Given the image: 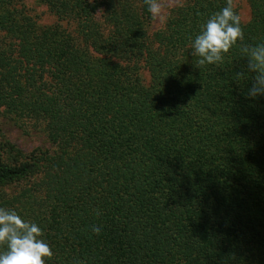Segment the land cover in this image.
Returning <instances> with one entry per match:
<instances>
[{
    "label": "trees",
    "instance_id": "trees-1",
    "mask_svg": "<svg viewBox=\"0 0 264 264\" xmlns=\"http://www.w3.org/2000/svg\"><path fill=\"white\" fill-rule=\"evenodd\" d=\"M39 1L74 29L0 0V109L42 120L52 148L0 147V207L41 227L45 264H264V96L239 42L192 55L226 0H187L154 35L143 0ZM249 3L244 42L264 43Z\"/></svg>",
    "mask_w": 264,
    "mask_h": 264
},
{
    "label": "clouds",
    "instance_id": "clouds-1",
    "mask_svg": "<svg viewBox=\"0 0 264 264\" xmlns=\"http://www.w3.org/2000/svg\"><path fill=\"white\" fill-rule=\"evenodd\" d=\"M153 18L161 16L164 5L162 0H143ZM242 58L247 59V73L252 75V86L248 97L264 96V43L244 42L241 17L235 11L234 0H226V5L214 12L201 26L191 44L192 55L197 57L196 66L217 65L224 61L229 51L237 46ZM247 73H236V79H246ZM97 216L102 212L95 210ZM96 235L101 227L91 226ZM44 233L35 222L25 220L15 210L0 207V264H45L54 255L52 247L43 238ZM75 264H84L77 260Z\"/></svg>",
    "mask_w": 264,
    "mask_h": 264
},
{
    "label": "rangeland",
    "instance_id": "rangeland-1",
    "mask_svg": "<svg viewBox=\"0 0 264 264\" xmlns=\"http://www.w3.org/2000/svg\"><path fill=\"white\" fill-rule=\"evenodd\" d=\"M22 3L26 12L41 25H49L60 22L63 27L73 31L75 23L73 21L60 20L58 16L51 11L46 4L39 0H17ZM187 0H162L164 5L161 16L153 18L147 24L148 32L154 35L162 29L171 13V11L185 3ZM235 11L241 17L242 23H247L251 19V9L249 0H234ZM97 19L103 23V15L97 14ZM139 73L143 84L148 85L150 82V74L144 64L141 62ZM0 147L3 152L8 150H20L25 154L38 152L45 149H51L52 145L48 141L44 122L42 120L35 121L28 117L19 118L11 112L0 109ZM8 194H14L16 187L6 188Z\"/></svg>",
    "mask_w": 264,
    "mask_h": 264
}]
</instances>
